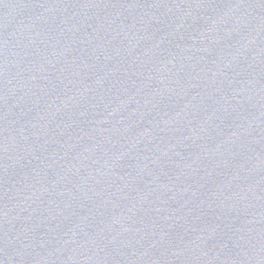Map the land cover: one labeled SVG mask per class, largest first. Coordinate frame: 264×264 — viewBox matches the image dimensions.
<instances>
[{
  "label": "water",
  "instance_id": "95a60500",
  "mask_svg": "<svg viewBox=\"0 0 264 264\" xmlns=\"http://www.w3.org/2000/svg\"><path fill=\"white\" fill-rule=\"evenodd\" d=\"M0 264H264V0H0Z\"/></svg>",
  "mask_w": 264,
  "mask_h": 264
}]
</instances>
